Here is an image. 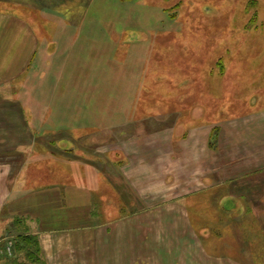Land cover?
I'll use <instances>...</instances> for the list:
<instances>
[{
    "label": "rangeland",
    "instance_id": "374dc122",
    "mask_svg": "<svg viewBox=\"0 0 264 264\" xmlns=\"http://www.w3.org/2000/svg\"><path fill=\"white\" fill-rule=\"evenodd\" d=\"M9 9L32 15L40 38L54 45L44 73L45 92H55L59 108L49 123L58 125L38 140L46 147L36 149V156L47 162L33 166L32 185L54 180L37 166L49 167L62 180L79 179L87 168L79 171L75 161L114 175L127 162L121 147L151 139L158 129L164 135L173 128L177 159L183 156L180 139L194 128L213 127L212 151L220 150L222 133L235 134L237 143L228 153L241 161L249 154L264 161V0H0V10ZM38 79L25 90L37 91ZM20 150L0 148L1 162L19 167ZM258 166L205 195L191 194L196 186L185 182L190 166L160 175L171 187L165 199L187 205L176 218L193 227L210 255L228 263L264 264V163ZM131 201L122 216L133 217L145 207L134 196ZM231 203L244 212H225L222 205ZM139 231L148 241L142 245L136 227L130 229L136 238L128 264H154L152 228Z\"/></svg>",
    "mask_w": 264,
    "mask_h": 264
},
{
    "label": "crops",
    "instance_id": "0c3cea01",
    "mask_svg": "<svg viewBox=\"0 0 264 264\" xmlns=\"http://www.w3.org/2000/svg\"><path fill=\"white\" fill-rule=\"evenodd\" d=\"M29 16L10 9L0 10V148L8 152L22 149L20 155L17 154L21 158L17 168L12 166V160L1 162L0 159V243L14 241L20 233L36 236L39 264H128L129 245L134 238L137 237L142 245L148 241L147 237L141 238L139 229L152 228V240L156 245L153 247L154 264H232L210 255L193 227L176 218L187 205H181L177 199H165L171 187L166 179L162 183L160 175L171 167L190 166L193 170L185 182L196 186L192 195H205L219 190L225 183L245 178L259 170L258 164L264 161L250 154L241 161L234 151L228 153L226 148L237 143L235 134L222 133L218 143L220 150L214 152L210 149L209 138L213 127L194 128L178 142L183 155L179 160L173 150V128L163 131L164 135L158 129L159 133L151 139L132 140L121 147L127 162L120 165L119 172L114 175L107 169L75 161L79 171H83L81 166L87 168L84 176L77 175L79 179L62 180L59 173L49 167L37 166L41 172L53 175L54 180L31 184L33 166L47 162L43 161L46 157L36 156V149L46 147L38 140L48 136L53 126L58 125H50L49 121L59 108L54 107L55 92L51 96L45 92L44 71L51 67L50 52L54 45L43 42L32 15ZM55 18L65 22L61 16ZM63 25L57 27L62 29ZM61 32L58 30L56 34L61 35ZM33 78H39L40 85L37 91L28 92L25 88ZM19 88L25 91H17ZM78 128L74 126L73 131ZM61 129L55 128L56 131ZM198 132L203 134L202 139ZM161 136L168 141L160 139ZM249 137L247 135L246 141ZM78 170L76 173H80ZM131 196L145 207L133 217L122 216L132 202ZM222 206L227 213L239 211L240 215L244 212L239 203ZM155 213L160 214L159 218L151 219V214ZM135 227L138 235L130 236V229ZM181 228L183 235L179 232ZM178 244L181 251L184 249L182 252L177 249ZM17 257L4 258L0 264H8ZM19 258L24 261L23 257Z\"/></svg>",
    "mask_w": 264,
    "mask_h": 264
},
{
    "label": "trees",
    "instance_id": "16d2710c",
    "mask_svg": "<svg viewBox=\"0 0 264 264\" xmlns=\"http://www.w3.org/2000/svg\"><path fill=\"white\" fill-rule=\"evenodd\" d=\"M244 188V187H242ZM242 191H248L245 187ZM123 213V212H122ZM14 239V255L18 256L11 260L8 264H39L40 248L36 236L27 234H18ZM23 257L24 261L19 257Z\"/></svg>",
    "mask_w": 264,
    "mask_h": 264
},
{
    "label": "built area",
    "instance_id": "2783aa9c",
    "mask_svg": "<svg viewBox=\"0 0 264 264\" xmlns=\"http://www.w3.org/2000/svg\"><path fill=\"white\" fill-rule=\"evenodd\" d=\"M14 241L6 240L0 243V261L4 258H12L14 255Z\"/></svg>",
    "mask_w": 264,
    "mask_h": 264
}]
</instances>
